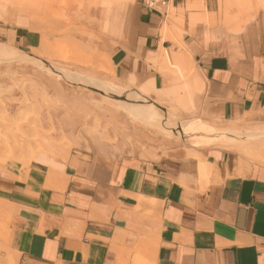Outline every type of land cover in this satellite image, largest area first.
Returning <instances> with one entry per match:
<instances>
[{"label":"crops","instance_id":"1","mask_svg":"<svg viewBox=\"0 0 264 264\" xmlns=\"http://www.w3.org/2000/svg\"><path fill=\"white\" fill-rule=\"evenodd\" d=\"M186 4L133 2L122 30L93 44L104 67L80 69L129 93L147 81L156 91L180 85L178 70L197 89L190 93L202 120L264 124V13L237 29L211 4ZM200 14L214 20L191 21ZM32 37L23 24L0 23V40L20 50ZM37 79L62 102L52 116L58 131L79 128L87 111L77 89L121 102L90 84ZM109 117L115 140L72 147L55 188L42 187L46 170L34 163L19 166L17 178L0 168V199L14 210L0 264H264V162L217 145L176 144L124 115Z\"/></svg>","mask_w":264,"mask_h":264},{"label":"rangeland","instance_id":"2","mask_svg":"<svg viewBox=\"0 0 264 264\" xmlns=\"http://www.w3.org/2000/svg\"><path fill=\"white\" fill-rule=\"evenodd\" d=\"M136 1L142 3V0H0V23L4 26L14 25L15 22L18 25L23 24L33 36L32 47L23 50L13 46L7 40H0V43L11 45L21 52L14 58L0 59V168L13 171V176L17 178L19 173L17 170L20 171V167L28 168L30 163H34V167L39 172L46 170L43 186L55 188L56 184L63 180V167L60 163L64 161L72 147L80 142L85 145L106 144L115 140V136H112V132L105 125V117L110 118L109 115L115 112L119 118H123L124 115L127 123L145 125L139 117L125 111L123 106L121 108V102L112 100L109 94L100 95L77 89V98L83 97L85 104L83 108H87V111L81 119L79 128L73 132L58 131L52 116L62 106V102L52 92L49 93L37 79L41 77V79L62 84L64 80L75 82L70 75L79 73L87 77L85 79L90 81L91 85L102 88L105 92L132 94L108 81L92 79L80 68L89 70L90 68L97 69L98 66L99 69L104 67L106 60L102 56L100 59L95 56L93 44L100 35H110L122 30L130 6ZM166 1L168 0H163V3L161 2L163 5L160 4L155 8L164 10ZM223 1L185 0L187 9L204 10L211 4L219 15H224V19L233 21L234 24L229 28L239 29L259 13H264V0H252V10L245 14L239 12L233 5H225ZM219 2H223V10H218ZM167 10L169 12L167 17L170 20L174 10L171 4L168 5ZM202 16L205 17L206 14L192 15L191 20L192 18L202 20ZM212 20H214L213 17L202 22ZM161 51L165 53V50ZM154 55V53L151 55L153 60L164 56ZM181 57L185 58L186 54L183 53ZM178 67L182 70V66ZM171 68L168 63V69L171 70ZM106 70L109 71L107 68ZM175 74L180 80L182 79L181 84L159 91L155 89L151 92L152 98L149 101L169 113L175 120L203 122L219 129L235 125L236 130L240 131L238 140L221 138L214 145L239 151L248 160H257L255 154H259L258 149L263 148L262 152H264V135L250 136L248 133L253 128L264 129V124L249 123L239 119L208 122L202 120L192 103L193 95L190 93L193 90L192 87L182 72L176 70ZM150 83L153 84L152 81H147L140 88H146ZM193 91L197 93L196 88ZM122 120L119 119L120 122ZM146 127L152 135H160L169 141L185 144L184 146L195 145L192 138H181L177 132H172L169 136L148 125ZM127 139L129 140V137ZM257 142H261L260 145ZM230 143L233 144V148ZM251 153L253 154L250 155ZM197 158L199 163L204 159L200 155H197ZM208 167L207 164L206 168ZM13 217L14 210L10 203L0 199L1 243L6 242Z\"/></svg>","mask_w":264,"mask_h":264},{"label":"bare ground","instance_id":"3","mask_svg":"<svg viewBox=\"0 0 264 264\" xmlns=\"http://www.w3.org/2000/svg\"><path fill=\"white\" fill-rule=\"evenodd\" d=\"M107 3V1H104ZM225 5H233L234 7H236L239 12H241L242 14H245L249 11L252 10V0H224L223 1ZM223 2H219L218 3V10H223L222 8V3ZM217 4V3H216ZM108 6V5H107ZM224 6V5H223ZM204 7V5H203ZM97 9V8H96ZM95 11V10H94ZM94 13V12H93ZM215 13V11H214ZM205 15V14H204ZM222 16H224L222 14ZM97 17V16H96ZM203 19H197V18H192L191 21L193 22H202L203 20H209L210 17L208 15H206L205 17L202 16ZM199 17V18H202ZM103 18V17H102ZM99 19V18H98ZM234 23L231 19H225V25L227 27L232 26ZM10 51V53H9ZM12 52V53H11ZM162 52V51H161ZM19 53H21L19 51V49H16L15 47L8 45V44H4V43H0V59H11L14 58L16 56L19 55ZM11 54V55H10ZM159 54V53H158ZM158 54L154 55V56H158ZM163 54V53H162ZM163 58L164 60L168 58V55L165 51V53L163 54ZM158 59V58H157ZM162 61V60H161ZM40 65L44 66L43 64L40 63ZM101 65V64H100ZM103 65V64H102ZM182 66V65H180ZM184 66V65H183ZM97 67V66H96ZM179 70L181 69L180 67H178ZM50 70V69H49ZM86 76V75H85ZM106 76V75H105ZM109 76V75H108ZM70 77L72 78V80H74L75 82H79L80 84L83 85H89V82L87 79V77H83L81 74H72V76L70 75ZM89 77V76H88ZM86 78V79H85ZM92 78V77H91ZM91 78H88L89 80ZM104 78V77H103ZM105 79V78H104ZM92 80V79H91ZM106 80V79H105ZM133 80V79H132ZM95 81V80H92ZM107 82V81H106ZM133 82V81H130ZM91 85V82H90ZM93 86V85H91ZM102 86V84H101ZM100 86V87H101ZM155 88L153 86V84H149L146 88H140V90L138 89L137 92L132 93V94H126L123 92H112L117 100H121V108L123 106L124 110L127 112L129 111L131 113V115L137 116L140 118V120H142L143 123H145L146 125L153 127V129H157L158 132H163L166 135L172 134V132H177L179 133V136L181 138L183 137H190L194 140V144L195 146H210V145H214L217 144L218 141L221 140V138H228L231 140H238V138H240L239 136V132L236 130L235 125H228L226 126L224 129H219L218 127L212 126L211 124H206L203 122H198V121H189V122H185V121H181L184 119H177L175 120L174 118L171 117V115L169 113L164 112V110L158 108L157 106H155L154 104H152V102L149 101L148 97L150 92L154 91ZM89 91V90H88ZM116 94V95H115ZM180 102V101H179ZM99 103V102H98ZM187 105V104H186ZM118 106V105H116ZM189 106V105H188ZM181 107V106H180ZM118 108V107H117ZM189 108V107H188ZM191 108V107H190ZM124 112V111H122ZM183 113V112H182ZM185 113V112H184ZM188 113V112H187ZM125 114V113H124ZM186 114V113H185ZM123 115V114H122ZM136 119V118H135ZM133 120V119H132ZM136 121V120H135ZM138 121V120H137ZM259 128V127H258ZM256 129L253 128L251 129V131H249V135L250 136H258V135H264V129ZM249 129V128H248ZM130 131V130H129ZM150 131V130H149ZM156 131V130H155ZM247 131V130H246ZM151 132V131H150ZM244 132V131H243ZM241 134V133H240ZM170 136V135H169ZM245 136V135H244ZM248 137V136H247ZM189 138V139H190ZM174 139V138H173ZM255 139V138H253ZM259 139V138H258ZM257 139V140H258ZM191 140V139H190ZM226 140V139H225ZM251 140V139H250ZM129 141V140H128ZM142 141V140H141ZM187 141V140H185ZM228 141V140H227ZM226 141V142H227ZM242 141V140H241ZM245 141H249V140H245ZM255 141V140H253ZM260 141V140H259ZM223 142V141H222ZM229 142H233V141H229ZM264 142V140H263ZM262 142V143H263ZM225 143V142H224ZM238 143V141H237ZM258 143V142H257ZM261 143V142H259ZM258 143V145H260ZM126 144V143H125ZM177 144V143H176ZM223 144V143H222ZM239 144V143H238ZM251 144V143H250ZM128 145V144H127ZM126 145V146H127ZM149 145V144H148ZM151 145V144H150ZM185 145V144H183ZM233 144L230 143V146L232 147ZM236 145V143H235ZM234 145V146H235ZM241 145V144H240ZM257 145V144H254ZM128 147V146H127ZM149 147V146H148ZM175 147V146H174ZM180 147V146H179ZM191 147V144H190ZM230 147V148H231ZM256 147V146H253ZM131 148V147H130ZM138 148V147H137ZM156 148V147H155ZM163 148V147H162ZM233 148V147H232ZM237 148V146H236ZM235 148V149H236ZM252 148V147H251ZM151 149V148H150ZM158 149V148H157ZM190 149V148H189ZM132 150V149H131ZM137 150V149H136ZM152 150V149H151ZM156 150V149H155ZM257 150V148L255 149ZM258 153L259 154H255V157L257 158L258 161L264 162V152H262L263 148L258 149ZM252 151V150H251ZM137 152V151H136ZM253 153H251L250 155H252ZM240 155V154H239ZM243 155V154H242ZM248 155V153H247ZM249 156V155H248ZM251 157V156H250ZM245 158V157H244ZM240 159V158H239ZM241 160V159H240ZM243 160V159H242ZM245 160V159H244ZM243 160V161H244ZM248 160V158H247ZM253 161V160H252ZM255 161V160H254ZM247 162V161H246ZM256 162V161H255ZM264 165V164H263ZM182 185V184H181ZM43 188H45L42 185ZM39 225V224H38Z\"/></svg>","mask_w":264,"mask_h":264},{"label":"built area","instance_id":"4","mask_svg":"<svg viewBox=\"0 0 264 264\" xmlns=\"http://www.w3.org/2000/svg\"><path fill=\"white\" fill-rule=\"evenodd\" d=\"M161 2L163 3V0H142V4L146 7V8H155L156 6L160 5Z\"/></svg>","mask_w":264,"mask_h":264}]
</instances>
